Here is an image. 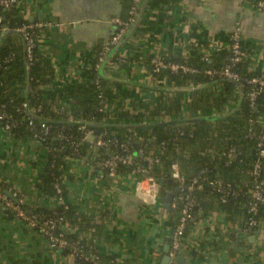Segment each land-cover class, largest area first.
Returning <instances> with one entry per match:
<instances>
[{
    "label": "crops",
    "instance_id": "1",
    "mask_svg": "<svg viewBox=\"0 0 264 264\" xmlns=\"http://www.w3.org/2000/svg\"><path fill=\"white\" fill-rule=\"evenodd\" d=\"M146 4L115 53L124 56L126 63L109 64L104 69L105 79L119 84L110 88L122 99H136L143 106L151 105L157 92L181 93L183 107L200 102L211 105L204 113L197 110L194 117L169 122L213 123L239 111L242 101L238 91L219 107L215 101L221 92L219 82L167 85L164 77L155 78L150 73V58L159 55L186 61L201 55L210 62L224 60L237 25L247 69L264 75V10H258L251 0H174L164 9ZM13 13L21 20L43 25L39 48L55 70L50 89L59 91L82 81L81 71L93 63L96 48L112 36L110 20L120 18L122 4L121 0H18ZM167 121L159 118L157 123ZM258 122L264 135V114ZM47 160L48 152L35 141H15L0 129V182L30 207L52 209L57 205L34 189L37 172ZM94 165L89 157L67 158L62 172L66 202L98 226L77 237L94 243L100 255L116 264H163L175 216L171 207H165L159 185L129 172L101 177ZM176 188L166 194L175 196ZM64 230L74 233L70 227ZM181 256L184 264H264V221L255 230H244L239 221L229 222L217 209L202 210L189 227ZM0 264L79 263L73 257L60 256L22 221L7 219L0 207Z\"/></svg>",
    "mask_w": 264,
    "mask_h": 264
},
{
    "label": "trees",
    "instance_id": "2",
    "mask_svg": "<svg viewBox=\"0 0 264 264\" xmlns=\"http://www.w3.org/2000/svg\"><path fill=\"white\" fill-rule=\"evenodd\" d=\"M173 1L147 0L146 7L148 5L150 8L164 9ZM251 1L253 4L257 2ZM121 4L120 18L126 20L131 0H121ZM0 15L9 27L29 23L27 20H21L11 10L2 7ZM41 30L33 31L35 47L30 61L26 62L24 58L23 46L22 43L19 44L18 36L8 35L3 38L0 45V110H4L10 116L5 122H0V128L6 123H15L8 134L15 141L25 142L34 141L32 138L34 133L42 136L39 129L41 122H46L49 126V134L42 136V142H36L41 149L48 152V160L37 172L34 189L38 194L57 201V205L52 209L24 205L22 211L27 217L36 216L41 219L61 217L62 223L57 226L54 233L57 234L62 226L70 227L74 233H67L66 236L69 240L77 242L79 233L98 229V226L91 224L90 218L81 215L74 206L66 202L67 193L62 182L65 160L72 157H89L97 163L109 158L115 151L122 157L126 155L134 157L141 151L143 158L140 160L136 157L134 166H144L143 159L146 158L157 157L159 160V163L154 164L144 175L153 178L159 185L162 200L166 193L177 185L170 176V167L175 164L187 180L199 179L193 195L195 217L202 210L217 209L229 222L239 221L240 229L258 228L264 221V204L257 205L254 215L248 213V204L257 180L264 177V156L259 158L261 169L257 179L255 180L251 174L252 165L258 159L257 144L263 136L258 120L264 114V95L256 98L255 107L251 109L246 98L250 87L245 82L251 77H262L264 80V75L250 72L244 59L232 68V71L242 78L243 85L239 86L232 81L204 74L206 70L222 69L227 54L224 60L218 58V61L212 59V62L209 57L201 55L186 61L178 57L162 58L165 62L186 64L198 71L196 74H174L164 70L158 75H153L155 78L164 77L167 85L187 87L219 82L221 92L215 99L219 103L217 106L220 107L223 102L231 100L232 94L236 91L241 94L242 101L240 110L224 120L170 125L168 122L171 120L181 121L185 117H194L197 110L204 113L211 105L200 102L183 107L181 93L164 95L157 92L153 103L145 106L136 99L129 101L122 99L110 88L119 84L107 81L94 69L102 45L96 48L93 63L82 69L80 83L68 84L62 90L52 91L50 87L55 81V70L39 48ZM220 60L223 63H220ZM108 62V65L118 64L119 55H112ZM140 92L148 91L140 89ZM22 104L28 106L30 114L20 111ZM22 116L33 121L34 131L28 129L27 123L21 119ZM159 118L168 121L159 124L157 123ZM81 127L92 131L96 139L108 141L115 138L118 143L125 145L126 152L123 153L111 145L96 150L94 155V150L82 140ZM231 148L234 152L229 154ZM262 149L264 150V139ZM131 169L119 164L116 173H128ZM215 180L222 188L229 186L224 203L223 195L208 185V181ZM160 181L163 184H159ZM56 186L61 193H57ZM8 190L14 192L12 188L0 182V193L4 194ZM177 194L178 192L175 195ZM59 198L68 206L67 210L63 204L58 203ZM205 200L209 201L206 205ZM0 207L7 219H16L15 214L2 206L1 202ZM173 211L176 220L177 210ZM250 217L256 220V226L249 229L245 223ZM189 227L191 225L187 227L185 235L189 232ZM86 243L79 240L76 248L83 246V250H90L92 245ZM73 253L74 248L59 250L62 257H73ZM109 260L108 257L101 255L103 263ZM75 262L88 264L81 259H75Z\"/></svg>",
    "mask_w": 264,
    "mask_h": 264
},
{
    "label": "built area",
    "instance_id": "3",
    "mask_svg": "<svg viewBox=\"0 0 264 264\" xmlns=\"http://www.w3.org/2000/svg\"><path fill=\"white\" fill-rule=\"evenodd\" d=\"M17 3L18 0H0V7L14 12ZM142 4L143 0H131V6L128 10V18L126 20H122L121 18H112L110 20L114 31L110 39L102 44L101 52L98 54L94 64L95 70H100L104 60L112 49L118 47L116 49L117 52L120 47H122V44L120 45V42L123 36L131 28V26L136 23V20L140 15V8ZM254 6L258 10L263 11L264 0H257ZM42 28L43 25L40 23H28L21 24L15 27H9L7 24H5L4 18L0 15V37L8 31L19 32L24 40L27 61L31 60L32 50L35 47L33 31L41 30ZM245 58L246 52L242 44L241 29L236 25L234 31L230 36V45L227 51L226 61L223 68L219 70H206L204 71V74L210 77L217 76L221 79L230 80L234 83L239 84V86H242V78L237 73L233 72L232 68L236 64L242 62ZM108 63L109 62L105 64L104 69L108 65ZM119 63H126V59L124 56L119 55ZM150 70L152 75H158L161 71L164 70H168L174 74H196L198 72L196 68H193L186 64L165 62L159 55H152V57L150 58ZM245 84L250 87V90L246 94V98L249 107L253 109L255 107L256 98L262 94L264 95V80L262 77H251L245 82ZM20 111L24 113L28 111L29 113L28 106L26 104H22ZM9 118L10 116L4 110H0V122H5ZM21 119L27 123L28 129L34 131L35 126L31 119H27L24 116H22ZM13 126H15V123H6L0 129L8 133V131L13 128ZM39 129L42 136H47L49 134V126L46 122H41L39 124ZM80 131L82 134V140L87 142L92 150L96 151L98 149H105L113 145L114 148L122 151L123 153L126 152L125 145L118 143L115 138H111L108 141H103L101 139H96L93 132L85 130L84 127H81ZM42 136L34 133L32 138L35 142L39 143L43 141ZM263 139L264 135L261 137L260 142L257 144L258 159L252 165L251 174L255 178V180L257 179L261 169L259 158L264 156V150L262 149ZM233 152L234 149L231 148L229 150V154ZM136 157L142 160V152H138L134 157L129 155L122 157L115 151L110 155L109 158L95 163L94 167L101 177H103L104 175L114 177L117 175L116 167L120 164L122 166L132 168L129 172L130 174H133L143 180H147L149 183L155 185V180L151 177L145 176L144 174L150 171L154 164L159 163L158 158L153 157L143 159L144 166L141 167L134 166V159ZM170 170V176L176 182V187L178 188V194L173 197L170 205L172 210H177L175 224L170 234V249L168 253L169 258L174 259L178 254H181L182 252L184 241L187 236L185 235L187 227L194 224L195 222V215L193 213L195 200L193 195L194 190L197 188V185L199 183V179L192 178L190 180H187L185 176L181 174L177 165L175 164L171 165ZM208 185L215 189V191L220 192L223 195L222 203H224L225 198L229 193V186L222 188L219 186L216 180L208 181ZM56 191L57 193H61L60 189L57 186ZM0 202L2 206L9 209L15 214L16 220L24 222L28 228L35 230L38 234L43 236L48 246L52 250L59 252V250L62 249L74 248V259H81L88 264H116L114 260H109L108 262L103 263L101 261V255L96 250V246L94 243H86V245H92V248L90 250H83V246L76 248L78 246V241L81 239H78L77 242L69 240L64 230L65 226H62L61 230L58 231L57 234L54 233L56 232L57 226L62 223L61 217L46 219H41L39 217L37 218L36 216L27 217L22 211V206L26 205L25 200L16 191L11 192V190H8L4 194L0 193ZM58 203L63 204L62 198L58 199ZM258 204H264V177L260 180H257L255 186L253 187V190L251 191L250 202L248 204V213L254 215L256 213ZM63 207L65 210L68 209V206L65 204H63ZM245 224L249 229L254 228L256 226V220L253 217H250Z\"/></svg>",
    "mask_w": 264,
    "mask_h": 264
},
{
    "label": "water",
    "instance_id": "4",
    "mask_svg": "<svg viewBox=\"0 0 264 264\" xmlns=\"http://www.w3.org/2000/svg\"><path fill=\"white\" fill-rule=\"evenodd\" d=\"M146 1H147V0H143V4H142V6H141V8H140V14L142 13V11H143V9H144V6H145V4H146ZM139 16H140V15H139ZM134 26H135V25L131 26V28L128 30V32H129V31L132 29V27H134ZM128 32H127L126 34H128ZM126 34H125V35H126ZM8 35H16V36H18V37L21 39L22 46H23V52H24V58L26 59L24 40H23V38H22V35H21L19 32H15V31H8V32H6V33L0 38V45H1L2 42H3V38L6 37V36H8ZM125 35H124V36H125ZM124 36H123V38H122V40H121V42H120V45L123 43ZM117 48H118V47H115L114 49H112L111 52H110V53L108 54V56L106 57V59L104 60L102 66H101V68H100V70H99V73H100L101 76L106 77V76H105V73H104V66H105V64L108 62L109 58H111V56L114 55V53L116 52V49H117ZM26 62H27V60H26ZM228 81H230V80H228ZM27 93H28V92H27ZM27 113H28V111H27ZM185 122H186V121H185ZM187 122H192V120L187 121ZM177 123H178V122H169L170 125H175V124H177ZM144 129H146V128H144ZM159 184H163V182L160 181ZM174 192H175V194H176V193L178 192V188H176ZM173 197H174V194H173V193H168V194L165 195L164 202H165V207H166V208H168V209L170 208V204H171V202H172ZM167 249H168V248H167ZM169 249H170V248H169ZM170 260H171V259L169 258L168 255L165 256V257L163 258V264H169ZM184 262H185L184 257L181 256V254H178V255L174 258L172 264H184Z\"/></svg>",
    "mask_w": 264,
    "mask_h": 264
}]
</instances>
